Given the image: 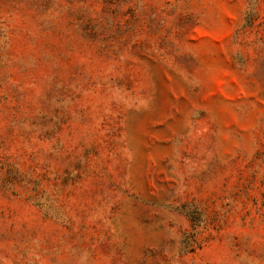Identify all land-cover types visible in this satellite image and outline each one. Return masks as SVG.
I'll return each mask as SVG.
<instances>
[{"label":"rangeland","instance_id":"1","mask_svg":"<svg viewBox=\"0 0 264 264\" xmlns=\"http://www.w3.org/2000/svg\"><path fill=\"white\" fill-rule=\"evenodd\" d=\"M0 264H264V0H0Z\"/></svg>","mask_w":264,"mask_h":264}]
</instances>
